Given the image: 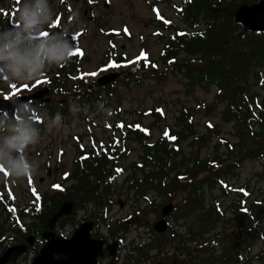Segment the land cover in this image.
<instances>
[{"label": "trees", "instance_id": "1", "mask_svg": "<svg viewBox=\"0 0 264 264\" xmlns=\"http://www.w3.org/2000/svg\"><path fill=\"white\" fill-rule=\"evenodd\" d=\"M255 1L181 0L175 8L176 17L183 27L165 26L169 31L162 36L160 65L153 69L146 58H141L120 68H125L139 81L146 76L161 78L171 71L181 75L188 89L195 85L206 89L214 87L212 102L199 101L198 104L202 103L208 113L218 107L220 119L231 123L229 133L233 140L221 138L209 154L203 155L209 136L194 130L192 108L183 106L173 125L160 126L162 112L157 105L148 110L157 118L154 122L127 121L116 116L120 106L116 109L107 106L108 99L115 92L110 90L101 100L88 101L89 104L102 102L106 109H111V115L107 116L98 110L102 115L101 127L107 134L98 138L91 127L85 129V135L91 137V144L76 145L71 190L68 188L44 196L42 216L47 217L70 196L104 204L107 193L95 191L109 188L106 181L111 177L112 167L129 153L131 143L136 141L141 153L128 167L125 188L135 189L137 195L139 193L145 198H148L146 189H155L163 202L178 198L175 210L180 214L179 218L194 217L193 224H199L201 231L214 230L215 240H221L215 250L216 262L212 264L227 254L240 252L239 243L231 240V235L223 233V230L225 224H236L234 234L240 232L244 219L243 202L236 198L223 207L214 199L207 204L204 191L225 183L227 175L244 160L259 159L264 163V33L249 32L233 19L238 5ZM149 69L154 71L151 73ZM154 125L159 129L155 138L151 130ZM188 138L187 150L182 142ZM78 141H81V136ZM124 171L119 165L118 172ZM147 200L150 201L149 198ZM154 209L158 212L155 204ZM262 210L264 212V198ZM1 226L0 235L3 231ZM192 234L193 229L190 236ZM260 234L264 244V232ZM187 264L195 263L188 259Z\"/></svg>", "mask_w": 264, "mask_h": 264}, {"label": "rangeland", "instance_id": "2", "mask_svg": "<svg viewBox=\"0 0 264 264\" xmlns=\"http://www.w3.org/2000/svg\"><path fill=\"white\" fill-rule=\"evenodd\" d=\"M57 0H50L52 9L56 7ZM108 2L109 6L105 7L104 2ZM152 0H83L82 5L78 8L79 14L74 17L73 22L79 27H85V34L80 40V44L86 50L84 58V66L87 69H93L97 64L102 63L103 54L109 50L108 37L98 32L95 20L99 22L105 31L117 32L114 38L115 48L120 55H125L127 59L147 55L149 59L154 60L160 65L159 52L162 47V40L157 36L159 18H166L175 25L182 27L181 23L174 17L172 8L168 3H156ZM177 3L178 0H171ZM151 2V6L149 3ZM80 6V4H78ZM150 72L154 71L149 69ZM264 75V72H263ZM128 81L126 77L115 84V92L108 99L107 106L119 109V116L127 121L139 119L145 124L154 122L157 118L148 113L149 109H153V105H157L162 109L160 116V126L167 123L174 124L175 117L180 109L192 108L193 110V128L197 133L208 134L209 143L203 148L202 154H209L213 150V146L220 142V138H228L231 124L223 122L220 119L218 107L212 113L198 105L199 101L209 104L214 96L215 88H204L195 85L188 89L187 82L181 78L178 72H168L161 78L146 76L139 81L136 77H131ZM5 84V83H4ZM64 95H56V102L63 98ZM91 100V99H90ZM92 101V100H91ZM100 103L80 106L82 111L72 114L67 104L66 110L69 115L70 122L62 123L60 127H49L50 116L45 113V122L39 126L41 140L38 144L30 146L25 150V155L29 159L39 163V168L34 174H30V178H15L3 174V184L5 187L3 194H11L15 197V203L18 206L26 205L30 202L32 192H38L39 195L52 193L48 186L52 183L63 182V173L72 168L73 159L75 157V141L77 135L80 134L84 143L88 142V135L85 129L90 125L93 133L98 138H103L107 131L103 130L102 115L98 111ZM103 104V103H102ZM67 119V118H66ZM161 127V128H162ZM175 127V126H174ZM152 134L154 138L159 134L157 126H152ZM85 136V137H84ZM190 138L182 142L188 150ZM131 150L127 155L122 157L119 162L125 168L124 173L115 175V180L110 182V188H114L115 192L111 197L113 208L109 211L111 215L123 218L119 224H115L118 228L119 235L124 238L126 245H140L150 241L153 246L157 241L156 233L152 225L159 219L160 207L163 205L162 197L155 189H146L148 200L135 190H127L125 188V178L128 175V167L135 159L139 158L141 153L140 145L134 141L131 143ZM27 179L29 181H27ZM227 185L220 183L212 189H205L204 197L207 204L217 199L223 206H227L229 202L237 196V191L243 189L252 193V198L258 196L260 199L264 196V164L257 160H245L239 168L233 173L227 175ZM70 184V181L66 183ZM7 188V189H6ZM122 201L124 206L120 208L118 202ZM176 204L177 198L173 199ZM111 204V205H112ZM157 206L158 212L154 209ZM88 212L97 211L92 202L83 204ZM79 213H81L79 211ZM171 225L179 231L191 229L194 217H181L176 220V213L169 217ZM63 234L66 235L71 226H62ZM264 229V217H263ZM15 233V227L8 231ZM10 241H3V247L7 246ZM255 243L258 244V241ZM172 245V243H171ZM170 246V245H169ZM171 250L173 248L170 246ZM219 248V247H217ZM154 252V251H153ZM30 256L24 257L21 261L14 264H25Z\"/></svg>", "mask_w": 264, "mask_h": 264}, {"label": "flooded vegetation", "instance_id": "3", "mask_svg": "<svg viewBox=\"0 0 264 264\" xmlns=\"http://www.w3.org/2000/svg\"><path fill=\"white\" fill-rule=\"evenodd\" d=\"M83 0H57L56 7L53 9L55 15L42 33L49 35L61 28L68 27L72 32L74 39V50L77 49V42H80L85 32V27H79L74 23V17L79 14L78 8L81 7ZM21 0H0V25L6 26L11 23L19 24L18 10ZM80 4V6H78ZM43 36V35H42ZM86 50L74 53L69 61L59 65H51L45 69L41 76L31 82L10 83L1 79L0 98L12 99L19 95L31 94L37 90L46 89L47 94L41 99L32 101L33 114L38 111L40 115H48L52 110L56 113L66 114L67 104L73 102L80 106L86 101L88 90L95 94L102 93L103 89H98L92 85L94 74L99 76L105 72L111 71L108 67L104 68L96 65L89 70L84 66ZM92 74H90V72ZM90 75V76H89ZM3 83H5L8 94H3ZM14 86V87H13ZM18 86H21L18 88ZM56 95H64L56 102ZM48 99V102L44 100ZM71 189L69 188L68 191ZM82 193V191H80ZM114 194V188L98 189L95 193ZM85 196V195H84ZM3 168L0 169V224L3 223ZM70 211L60 217L53 233L57 236L70 238L73 232L80 224H91L90 237L92 242L88 248L91 258H86L82 264H187L188 259H193L195 264H212L216 257L217 244L213 236L214 230L203 232L199 229V224H193V234L190 236V230L179 231L169 225L163 233H156L157 241L152 246L150 241L136 245H126L124 238L119 235L117 224L120 223V216L111 215L112 200L108 199L106 204H99L94 200H88L81 197H75ZM92 202L97 211L88 212L84 203ZM16 204V203H15ZM112 204V205H111ZM23 206L16 204L17 224L15 233L16 238L7 237L5 241L12 244L25 245L27 251L17 260V263L24 257L30 256L25 264H29L34 258L40 255L42 247L47 239L43 237V231L49 218L57 211L51 212L47 217L42 216L44 208L40 203L32 202V212L24 213ZM246 207L249 214L241 225L240 232L234 234L236 224H225L223 233L231 235V240L239 243V253H230L224 259H220L216 264H263L264 253L262 249L261 232L263 230V212L261 199L256 196L249 199ZM79 211L81 213H79ZM44 217V218H43ZM116 224V225H115ZM71 226L66 235L63 234L62 226ZM28 236H33L28 242ZM234 237V238H233ZM221 240L218 241V244ZM258 241V244L255 243ZM172 243V245H171ZM3 239H0V255L7 248H3ZM173 248L171 250L170 246ZM100 246V255L95 254L96 248ZM154 251V252H153ZM94 256H96L94 258ZM216 262V261H215Z\"/></svg>", "mask_w": 264, "mask_h": 264}, {"label": "clouds", "instance_id": "4", "mask_svg": "<svg viewBox=\"0 0 264 264\" xmlns=\"http://www.w3.org/2000/svg\"><path fill=\"white\" fill-rule=\"evenodd\" d=\"M54 15L50 0H21L19 24L0 25V79L10 83L31 82L49 66L69 61L74 47L70 28H61L46 37L41 35ZM98 107L106 116L111 115V109H106L104 104ZM69 110L74 115L82 111L76 103H70ZM62 120L57 112L48 126L60 127ZM40 140L32 103L16 102L12 115L0 109V167L10 176L27 177L37 171L39 163L29 159L25 150Z\"/></svg>", "mask_w": 264, "mask_h": 264}, {"label": "water", "instance_id": "5", "mask_svg": "<svg viewBox=\"0 0 264 264\" xmlns=\"http://www.w3.org/2000/svg\"><path fill=\"white\" fill-rule=\"evenodd\" d=\"M234 20L236 23L244 25L248 31L264 32V0L250 5H240L234 13ZM116 77L117 75L115 74H107L100 77L98 82L103 85L114 80ZM31 97H36V94L30 96L29 99ZM19 101H24V99L8 101L7 103L4 101L3 104L2 101H0V109H6L8 114L12 115L14 104ZM9 104L11 105L7 106ZM71 207V201H64L59 210L50 218L43 232V237L46 239L51 237V239L46 242L41 249L40 256L34 258L31 264H82L85 262L86 258H91L90 253L86 252L89 251L88 248L91 246L92 242H95L90 239V224H81L70 239L60 236L55 237L51 232L56 220L60 216L67 214ZM172 209V203L165 205L161 210L162 216L165 217L168 215ZM153 227L156 232H162L166 229L167 222L162 218L156 221ZM99 248L100 246L96 248L95 254L99 253ZM24 250L25 248H22V246H13L7 249L0 257V264L15 262L16 258ZM95 257L96 256H94V258Z\"/></svg>", "mask_w": 264, "mask_h": 264}, {"label": "snow or ice", "instance_id": "6", "mask_svg": "<svg viewBox=\"0 0 264 264\" xmlns=\"http://www.w3.org/2000/svg\"><path fill=\"white\" fill-rule=\"evenodd\" d=\"M41 35H43V36L46 37V36H47V33H41ZM75 51H76V50L73 49V51H72L71 53H69V55L72 56V55L74 54ZM13 87H14V86H13ZM0 169H2V167H0Z\"/></svg>", "mask_w": 264, "mask_h": 264}]
</instances>
